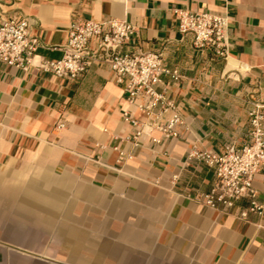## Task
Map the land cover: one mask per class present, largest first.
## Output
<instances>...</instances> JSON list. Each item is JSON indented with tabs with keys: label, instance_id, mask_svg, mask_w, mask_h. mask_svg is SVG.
I'll use <instances>...</instances> for the list:
<instances>
[{
	"label": "crops",
	"instance_id": "obj_1",
	"mask_svg": "<svg viewBox=\"0 0 264 264\" xmlns=\"http://www.w3.org/2000/svg\"><path fill=\"white\" fill-rule=\"evenodd\" d=\"M176 9L227 17L228 56L194 47ZM12 17L42 48L26 72L0 62V264H264V213L195 202L214 172L190 158L248 141L264 105V0H0V21ZM110 19L136 27L129 50L179 72L159 86L183 117L178 139H135L124 114L145 117L102 55L74 80L36 67L62 58L73 22ZM255 188L264 204L262 175Z\"/></svg>",
	"mask_w": 264,
	"mask_h": 264
},
{
	"label": "built area",
	"instance_id": "obj_2",
	"mask_svg": "<svg viewBox=\"0 0 264 264\" xmlns=\"http://www.w3.org/2000/svg\"><path fill=\"white\" fill-rule=\"evenodd\" d=\"M179 31L190 34L193 45L199 49L211 48L218 57L229 54L228 18L205 11L192 12L176 9ZM137 34L136 27L118 19L106 22L75 21L69 29L68 40L61 48L58 60L41 59L36 67L57 78L74 80L85 70L89 60L102 55L115 72L118 82H125L127 101L141 112L145 120L124 114V121L135 129V139L144 134L159 144L162 139L173 141L180 137L184 125L181 114L172 98L159 89L163 76L173 80L181 77L177 70L164 67L163 56L158 52L129 50ZM97 40L92 51L91 43ZM40 40L31 32L29 20L7 18L0 21V62L21 71L34 66ZM250 131L248 141L241 146L228 145L220 154L209 150H193L190 158L204 163L214 172L210 188L196 194L193 200L213 211L248 221L250 215L262 216L264 204L258 199L255 178L264 177V105L254 103L249 110ZM64 127L60 124L59 128ZM131 158L120 152V160Z\"/></svg>",
	"mask_w": 264,
	"mask_h": 264
}]
</instances>
